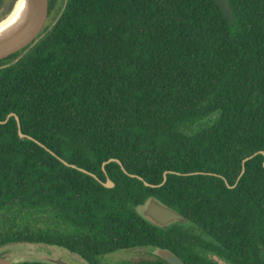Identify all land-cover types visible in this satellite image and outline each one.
Listing matches in <instances>:
<instances>
[{"label": "trees", "instance_id": "16d2710c", "mask_svg": "<svg viewBox=\"0 0 264 264\" xmlns=\"http://www.w3.org/2000/svg\"><path fill=\"white\" fill-rule=\"evenodd\" d=\"M228 1L234 24L216 0H48L36 44L0 60V121L33 138L0 124V247L264 264V0ZM152 200L186 220L157 225Z\"/></svg>", "mask_w": 264, "mask_h": 264}, {"label": "water", "instance_id": "95a60500", "mask_svg": "<svg viewBox=\"0 0 264 264\" xmlns=\"http://www.w3.org/2000/svg\"><path fill=\"white\" fill-rule=\"evenodd\" d=\"M22 2L23 6H26L28 9V17L26 22L22 27H20L12 36H10L7 40H4L0 42V60L18 53L25 48H28L29 46H33L38 41V38L41 36V33L46 25V21L48 19V0H17L12 11L2 20L0 21V24L6 22L9 20V18L12 16L14 11L16 10L17 5ZM218 6L220 7L223 15L225 18L231 23L234 24V16L229 4L228 0H216ZM14 116L18 122V133L21 138H29L32 139V137L25 135L21 130L20 120L15 114H10L7 118H11ZM6 120V121H7ZM6 121L1 123H6ZM40 144L39 142H37ZM42 147H45L44 145L40 144ZM251 158V157H250ZM250 158H247L245 161L249 160ZM244 161V162H245ZM65 165L70 166L72 168H77L81 172H84L86 174L91 175L94 178H97L94 174L89 173L88 171L78 168L75 165H69L67 162L63 161ZM116 162L118 163L122 169L125 171L122 163L116 159H111L104 163V166L108 163ZM174 173V172H171ZM244 173V169L242 171V174ZM166 172L164 174V182L167 179ZM133 176V175H131ZM135 177V176H133ZM140 180H143L142 178L138 177ZM106 188H113L114 183L107 179L106 182L100 181ZM163 182V183H164ZM146 186L156 187L155 185H150L145 182ZM146 217L150 219L152 222L156 223L159 226H166L174 222L179 221H185V217L177 213L171 208H168L161 203L157 202L156 200H152L150 202V205L148 206L146 210ZM130 251H141L145 252L154 256L159 257L163 261L167 262L168 264H186L185 261H183L175 252H173L171 249L168 248H162L159 246H142V247H135L132 249H129ZM0 264H14L11 261H9L6 258L0 257ZM59 264H65L63 262H60Z\"/></svg>", "mask_w": 264, "mask_h": 264}, {"label": "rangeland", "instance_id": "374dc122", "mask_svg": "<svg viewBox=\"0 0 264 264\" xmlns=\"http://www.w3.org/2000/svg\"><path fill=\"white\" fill-rule=\"evenodd\" d=\"M48 21H46V24ZM142 215H146V207L139 208ZM144 256L141 251L118 250L97 257L100 264H128ZM0 257L6 258L14 264L25 261H42L59 264H88L81 257L59 247L42 244L17 243L0 247Z\"/></svg>", "mask_w": 264, "mask_h": 264}, {"label": "bare ground", "instance_id": "6f19581e", "mask_svg": "<svg viewBox=\"0 0 264 264\" xmlns=\"http://www.w3.org/2000/svg\"><path fill=\"white\" fill-rule=\"evenodd\" d=\"M28 12V9L26 6H23L22 2L17 5L16 10L9 20L0 24V42L7 40L24 25L28 17Z\"/></svg>", "mask_w": 264, "mask_h": 264}, {"label": "flooded vegetation", "instance_id": "af4514ba", "mask_svg": "<svg viewBox=\"0 0 264 264\" xmlns=\"http://www.w3.org/2000/svg\"><path fill=\"white\" fill-rule=\"evenodd\" d=\"M151 202V201H150ZM150 202L146 205V206H144V207H146V210H147V208H148V206L150 205ZM146 216V215H145ZM170 225V224H169ZM167 226V225H166Z\"/></svg>", "mask_w": 264, "mask_h": 264}]
</instances>
